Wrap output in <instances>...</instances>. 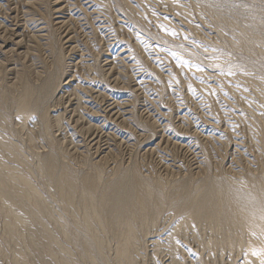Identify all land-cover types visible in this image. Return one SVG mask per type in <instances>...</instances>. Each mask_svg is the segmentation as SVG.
<instances>
[{
	"label": "rangeland",
	"instance_id": "1",
	"mask_svg": "<svg viewBox=\"0 0 264 264\" xmlns=\"http://www.w3.org/2000/svg\"><path fill=\"white\" fill-rule=\"evenodd\" d=\"M54 76L34 103L38 112L19 119L23 85L41 91ZM0 93L8 99L0 105V162L28 178L46 207L28 236L40 246L56 237L44 257L18 238L27 264H90L82 243L90 229L115 264L128 224L134 264H264L263 231L204 218L185 225L191 212L175 209L184 199L195 209L208 179L246 194L264 182V0H0ZM49 151L77 178L98 181L94 200L133 173L164 201L162 212L154 223L131 216L80 230L38 173L37 158ZM78 201L68 212L83 223L90 207ZM1 210L0 264H14ZM249 231L261 262L243 263Z\"/></svg>",
	"mask_w": 264,
	"mask_h": 264
},
{
	"label": "bare ground",
	"instance_id": "2",
	"mask_svg": "<svg viewBox=\"0 0 264 264\" xmlns=\"http://www.w3.org/2000/svg\"><path fill=\"white\" fill-rule=\"evenodd\" d=\"M55 83H56V77L55 76L53 78L52 77L49 78L47 83L42 87L41 91H35V89L33 90V88H32L33 86L31 87L29 85H26V86L23 85V87H24L23 91L19 93L20 95L22 93V95L19 99L18 105L17 106L15 105V107H17V111L20 114L18 116H21V118L19 117V119L23 120V118L25 119L26 113H28L29 111L32 112L33 110H37L39 107L38 108L34 107L35 101L38 103V101H41L40 98H42V96L46 97L50 93V91L52 90ZM70 86H71L70 81H67V82H62L60 87H61V90H65ZM1 93H4V92L1 91ZM8 95H9V92H8ZM17 96H19V95H17ZM7 100L8 99L6 98V93L1 95L0 96V105H3V104L5 105V102H7ZM15 101H18V100L15 99ZM3 107L4 106H2V108ZM36 112H38V110ZM40 113L41 112H39V114ZM49 113L50 114L52 113V115L54 114L53 111L49 112ZM49 113H47V114H49ZM52 115H49V116L51 117ZM56 117H58V116H56ZM0 147L6 148L4 141H0ZM10 148H12V147H10ZM9 150H10L9 154L11 156L15 157L14 155H17V154H15L13 149H9ZM17 158H16V160H17ZM59 158H60V155L58 156L55 152L49 151L44 156L37 158L38 159L37 170L39 171L38 173H40L43 176L45 181L48 182V184L52 185L53 191H51V192H53V194L51 193V195H53V197H55L54 199L56 201H58L61 210H63L62 213L66 212L67 215L69 214L67 216V218H65V220L71 224H74L80 230L81 229L87 230L86 229L87 227L90 229L93 221H96V224H99L98 227L99 226L103 227V225H104L103 220H107V219H108L107 224L109 223L108 226H110V225H113V226L119 225L120 226L121 223L117 224L115 222V220L119 221L120 218H124L123 220H125L126 217L130 218L131 216H140V218H142V221H143L142 223H144V222L154 223L156 221L157 217L159 216L160 212H162V208L164 207L163 206L164 201L159 199L155 195L156 193L154 192L153 188H151V186L141 182L140 180H138V178H135L133 173L132 174L128 173L125 176V178H122L121 180H118L117 182H115L111 186V188L109 187V189L104 191L105 193L102 194V197L100 200H98V199L94 200L93 195L97 191L96 190L97 185H98L96 183L97 180L94 181V180L90 179L91 177L90 178H89V176L87 177V175L84 176L82 179L77 178L76 177L77 175H74L73 172L71 173L72 170L69 171V168L67 167L68 168L67 169L65 164L60 162ZM10 169L11 168L8 169L7 166L2 165L0 162V199L2 201V202L0 201L2 203V206H0V207L2 209L1 212L3 213V215L1 217L4 216V220H5L4 222L6 224L5 229L7 231L5 233H7V235H8V236L7 235L6 236L8 238H11V240H13L12 242L14 243V245H12V248H13L12 253L14 254V261H15V262L13 261L14 264H27V260H24V258H23L24 256L22 257L23 254L20 255V253H19L20 248H18V247L21 245V243L19 245V242H18L19 240L17 241L18 238H20V242L24 241L25 238L28 239V241L35 246L34 249H35V251L38 252V253L36 252L37 255L39 254V256H42L44 254V252H45V255L47 254L46 252H48L47 251L48 248L51 249L50 248L51 245H47L46 242L47 241H49L48 243H51L52 241L54 242V240H56L55 239L56 237H55V235L54 236L51 235L49 232L50 237L47 238L46 242H44V244L47 246H45V245L40 246L42 244H40V243L38 244L36 239H33L34 237L32 238V240L29 238L30 235L28 236V233H30V231H32L31 230V227H32L31 222L36 220V219H34L36 212L37 211H39V212L44 211L46 207L44 208V205L39 198L40 195L37 194L35 187L33 185H31L30 181H28V178H26L23 174H19V172L14 173V172H12V170L10 171ZM16 173H18V174H16ZM81 176H83V175H81ZM217 179L218 178H216L214 180L213 179L212 180H210V179L206 180V181H208L205 184V193L206 194L203 196L201 202L198 204V206L195 209L192 210V208H191L192 206L190 205V202L187 199H184L178 203L177 207L175 208V209H177V211L188 210L191 212L187 216L186 219L184 218L185 225H186V223L188 224V223L194 221L195 219L204 218V219H207L210 221H212V219H215L218 227H225L226 229L235 230L238 226H242V227L246 228L247 230H251L253 232L255 231L256 233L254 232V234H256V235H257V232H261V231L264 232V182L259 181L257 183H253V186L251 189L253 191L252 192L250 191L251 193L246 194V193H243L241 189H238L237 191H232L230 189L231 187L229 188L228 185L227 186H225V185L221 186V184L220 185L215 184ZM258 180H260V179H258ZM14 182H18V183H16L18 185L14 184ZM250 184H251V182H250ZM250 184H247V185L244 184L243 187L246 189L249 187L248 185H250ZM101 189H103V188H101ZM247 191H248V189H247ZM152 197H153V201H152ZM86 198L88 199V203H89V207H90V209L88 210L89 213L88 212H87V214L85 213L84 218H83V223L82 222L78 223L77 222L78 220L77 219L75 220L76 216H72V214H70L68 212L71 209L70 210H68V209L75 205L77 199L79 201H81L83 204V202ZM89 199H90V201H89ZM27 201H29V202L32 201V204L31 205L28 204ZM26 203H27V205H26ZM150 203H152V204H150ZM192 203H193V201H192ZM82 204H81V206H83ZM79 205H80V203H79ZM86 208L88 209V207H86ZM40 217H41V215H40ZM37 220H38V217H37ZM180 222L178 224H180ZM54 225H56V224H54ZM177 225H176V227H177ZM37 226H38V230L41 229V231H42V229H45V226L40 224V223H37ZM93 226H94V224H93ZM126 226H127V228L126 227L125 228L127 230V232H126L127 235H125V237L121 240L118 249H116L117 251L115 252L116 253L115 254V264H134L133 247L137 244V242H135V240L132 239L133 230L130 227L131 225L128 224ZM56 227H58V226H56ZM102 227H101V229H102ZM176 227L173 228L174 230L172 229L173 230L172 234L171 235L169 234L171 236V238H172L173 234H176L179 231V229L182 228V227H177V228ZM61 229H62V231L59 228H57L56 230H60L61 231V232L59 231L61 233L60 235L61 236L63 235L64 236L63 239L67 240L66 237L69 238L68 230L66 229V227H63V226ZM52 230H54V229H52ZM88 231H89L88 236L86 237V239L82 240V243H84V245H86L87 248H88V245L90 246V248H88V251L86 252L87 253V256H86L87 260H89L90 264H107L108 262L107 263L105 262L106 259L104 260V256H105L104 251L105 250H104L102 239H100V237L97 236V233L95 234L93 229L92 230L90 229ZM251 231L248 232L249 234L247 233L249 235L248 236L249 238H248L247 242L245 243L246 246H245V255H244L243 263H247V262L253 261V260L259 261L260 259H262L261 257H262L263 251L261 252L259 249L257 250L255 248V246H254L255 243L253 244L252 237H251V233H252ZM54 233L55 232H53V234ZM260 235H261V233H260ZM168 238H170V237L168 236ZM59 239L60 238L57 237L58 241H59ZM254 242H256V241H254ZM7 243H9V242H7ZM48 246H50V247H48ZM134 248H136V247H134ZM50 251H52V250H50ZM47 255H50V254H47ZM84 255H85V253H84ZM44 256H42V257H44ZM62 258H64V256ZM58 260H60V258H58ZM59 262H60V264H70V262L66 259H61V261H59ZM260 262H261V260H260ZM46 264H50V261L46 262Z\"/></svg>",
	"mask_w": 264,
	"mask_h": 264
}]
</instances>
